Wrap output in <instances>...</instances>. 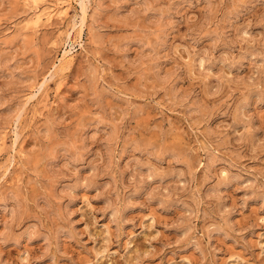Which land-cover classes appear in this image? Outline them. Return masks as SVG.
<instances>
[{
  "label": "rangeland",
  "instance_id": "374dc122",
  "mask_svg": "<svg viewBox=\"0 0 264 264\" xmlns=\"http://www.w3.org/2000/svg\"><path fill=\"white\" fill-rule=\"evenodd\" d=\"M0 264H264V0H0Z\"/></svg>",
  "mask_w": 264,
  "mask_h": 264
},
{
  "label": "bare ground",
  "instance_id": "6f19581e",
  "mask_svg": "<svg viewBox=\"0 0 264 264\" xmlns=\"http://www.w3.org/2000/svg\"><path fill=\"white\" fill-rule=\"evenodd\" d=\"M50 14H51V13H50ZM80 31H82V27H81ZM80 33H81V32H80Z\"/></svg>",
  "mask_w": 264,
  "mask_h": 264
}]
</instances>
